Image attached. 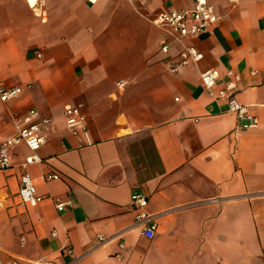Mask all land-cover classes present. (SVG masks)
<instances>
[{"label":"crops","instance_id":"0c3cea01","mask_svg":"<svg viewBox=\"0 0 264 264\" xmlns=\"http://www.w3.org/2000/svg\"><path fill=\"white\" fill-rule=\"evenodd\" d=\"M195 1L0 0V89L23 88L0 101V143L30 110L50 121L43 163L24 169L23 144L0 171V264H264V0H209L219 22L164 54L159 16ZM187 46L203 60L173 71ZM209 70L220 86L240 75L256 128L205 90ZM71 108L86 119L77 135ZM24 172L37 207L17 199ZM134 194L149 198L152 239Z\"/></svg>","mask_w":264,"mask_h":264},{"label":"built area","instance_id":"2783aa9c","mask_svg":"<svg viewBox=\"0 0 264 264\" xmlns=\"http://www.w3.org/2000/svg\"><path fill=\"white\" fill-rule=\"evenodd\" d=\"M29 3V0H27ZM145 2V0H141ZM239 0H228L230 4H237ZM38 3V0L36 4ZM220 20L216 9L209 0H196L195 4L190 9L181 11L171 10L162 13L158 20L157 25L167 29L171 34V41H168L163 47L162 52L168 54L170 46L175 42H183L186 39L197 37L210 28L215 26ZM41 57V56H39ZM204 58L195 47L187 46L181 51L179 55L178 65L173 68L177 71L178 67L187 65L190 62L198 63ZM227 79L223 86H220L222 75L218 70H209L202 74L201 83L205 90L214 98L224 100L227 103L229 112L233 113L239 122V128L247 130L256 128L259 125L257 117L251 113L249 107L241 104L237 99V91L241 77L239 74L229 71L225 74ZM23 93L22 87L1 88L0 101L7 103L20 97ZM67 127L77 135L80 130H86L85 116L80 112L79 108L68 109L65 113ZM50 121L45 119L42 122L39 119V113L35 110L28 111L18 126V132L0 143V171H7L12 167V152L15 148L25 144L30 150V155L25 158L23 168L38 165L43 163V159L39 155L43 144L45 143L44 136L42 135V128L44 124ZM60 176L51 174L46 177V181L59 180ZM20 186L17 193V199L21 204L37 207L46 198L39 195L34 185L32 177L24 172L19 177ZM54 205L59 212H65L72 203L54 200ZM149 206V198L143 194H134L132 196V209L136 215L137 223H144L143 234L152 239L156 230L155 217L147 212ZM3 207V200L0 197V208ZM154 224L148 225L150 221ZM150 230V232H148ZM104 238L100 237L99 241L104 242ZM124 247L123 244L120 245ZM67 255H72V250L66 249Z\"/></svg>","mask_w":264,"mask_h":264},{"label":"bare ground","instance_id":"6f19581e","mask_svg":"<svg viewBox=\"0 0 264 264\" xmlns=\"http://www.w3.org/2000/svg\"><path fill=\"white\" fill-rule=\"evenodd\" d=\"M29 4H30V2H29ZM31 5V4H30Z\"/></svg>","mask_w":264,"mask_h":264}]
</instances>
